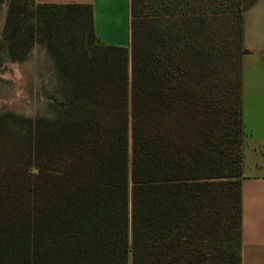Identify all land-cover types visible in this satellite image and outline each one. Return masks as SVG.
<instances>
[{"label": "trees", "instance_id": "16d2710c", "mask_svg": "<svg viewBox=\"0 0 264 264\" xmlns=\"http://www.w3.org/2000/svg\"><path fill=\"white\" fill-rule=\"evenodd\" d=\"M254 1L131 0L128 47L90 4L9 0L0 67L22 40L52 66L43 112H0V264H242Z\"/></svg>", "mask_w": 264, "mask_h": 264}, {"label": "crops", "instance_id": "0c3cea01", "mask_svg": "<svg viewBox=\"0 0 264 264\" xmlns=\"http://www.w3.org/2000/svg\"><path fill=\"white\" fill-rule=\"evenodd\" d=\"M92 5L97 37L130 46L131 0H36ZM242 264H264V0H255L242 18Z\"/></svg>", "mask_w": 264, "mask_h": 264}, {"label": "rangeland", "instance_id": "374dc122", "mask_svg": "<svg viewBox=\"0 0 264 264\" xmlns=\"http://www.w3.org/2000/svg\"><path fill=\"white\" fill-rule=\"evenodd\" d=\"M9 0H0V36L8 10ZM226 19L235 16V7L225 12ZM16 54L21 60L6 59L0 67V112H12L31 116L45 110L44 86L50 81L51 62L41 43L29 45L22 40Z\"/></svg>", "mask_w": 264, "mask_h": 264}]
</instances>
